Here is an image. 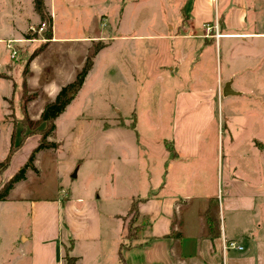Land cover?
<instances>
[{
  "label": "crops",
  "instance_id": "0c3cea01",
  "mask_svg": "<svg viewBox=\"0 0 264 264\" xmlns=\"http://www.w3.org/2000/svg\"><path fill=\"white\" fill-rule=\"evenodd\" d=\"M146 2L156 10L143 20L155 28L160 23L161 32L134 35L140 16L135 11ZM44 5L52 15V38L36 58L65 38L55 28L60 9L89 8L86 35L79 37L82 60L60 87L75 78L98 42L105 45L85 83L97 57L117 38H167L173 137L166 143L163 182L142 189L108 187L104 196L86 185L66 188V193L60 186L47 197L28 191L39 150L27 179L0 200V264H66V248L74 264H264V0H44ZM215 21L224 34L218 40L204 30L205 23ZM10 71L5 61L0 68V162L13 130L15 140L25 130V113L14 111L12 122L11 90L18 85ZM225 89L231 92L226 95ZM39 140L37 133L24 139L0 173V186L25 164ZM47 140L57 149L61 145L52 134ZM80 163L81 156L74 157L72 178L79 176ZM136 167L123 170L128 179H139ZM134 203L138 231L128 239ZM230 241L242 249H225Z\"/></svg>",
  "mask_w": 264,
  "mask_h": 264
},
{
  "label": "rangeland",
  "instance_id": "374dc122",
  "mask_svg": "<svg viewBox=\"0 0 264 264\" xmlns=\"http://www.w3.org/2000/svg\"><path fill=\"white\" fill-rule=\"evenodd\" d=\"M154 7L152 2H146L141 10L135 11L140 16L132 30L134 35L161 32L160 23L155 28L143 20L147 17L144 15L155 12ZM88 9L68 6L58 11L56 32L65 38L30 62L33 77L27 90L32 99L24 101L22 71L30 54L47 41L46 24L43 30L39 29L43 22L34 9V0H0V68L5 61L10 62L12 80L18 85L16 91L11 90L12 122L14 111L20 115L27 112L37 119L45 104L54 99L61 82L70 76V70L81 62L84 45L79 37L87 32ZM45 14L52 20L46 5ZM151 16L159 17L155 13ZM29 74L28 70L26 78ZM172 94L173 90L167 91V38H117L113 46L97 57L96 67L83 89L58 117L52 137L61 145L38 152L42 156L35 174L26 182L27 190L34 194V190L41 191L47 197L55 195L60 186L62 193H66V188L80 190L86 185L91 192L104 196L108 187L120 191L163 182V171L167 169L166 143L173 137ZM113 122L119 126L115 127L117 124ZM33 128L25 126L27 132ZM76 156H81L82 163L79 176L72 178ZM130 165L137 166L139 179H128L123 172ZM24 178L27 179V173Z\"/></svg>",
  "mask_w": 264,
  "mask_h": 264
},
{
  "label": "trees",
  "instance_id": "16d2710c",
  "mask_svg": "<svg viewBox=\"0 0 264 264\" xmlns=\"http://www.w3.org/2000/svg\"><path fill=\"white\" fill-rule=\"evenodd\" d=\"M34 9L39 14L41 20L43 23L46 24V30H45V36L47 38V41L44 43H41L28 57L26 64L24 65L23 71H22V98L24 101H28L32 99V96L28 94L27 90V84H26V73L28 71V65L30 61L36 57L44 48L47 46V42L52 38V20L51 17H47L45 14V5L44 0H34ZM104 42H98L95 44L92 51L89 53V55L86 58L84 66L81 68V70L76 73L75 78L70 81L69 83L63 85L58 93L55 95L54 99L50 102L46 103L43 107L39 118L37 120H32L28 117L27 113H25L23 119L21 120L23 122V126L26 125L34 126V128L31 131H26L23 128L19 131V138L15 140V130H13L10 140V147L7 152L6 157L0 162V173H2L8 166L11 160V157L15 150L23 143L24 139L32 134H39L40 140L37 146H35L29 156L25 164H23L15 173L13 176H11L7 181H5L0 186V200H4L7 198L9 190L14 186V184L23 179L25 177L26 170L28 168H34L33 162L36 153L44 148H55L57 144L52 141H48L47 138L52 134V132L55 130V121L58 118V116L63 113V111L66 109V107L70 104V102L75 98L76 94L79 93L81 88L83 87L86 77L91 71V69L94 66V59L98 52L104 47ZM11 106V104H10ZM43 124L42 127H39V124ZM14 127H15V120H14ZM130 213L132 214V218L130 220L129 226H128V239L132 238L133 235L138 231V226H134L133 222L137 217V208L136 203L133 204V207L131 208ZM130 246L129 244L122 245V248ZM69 248H66V252L64 255V260L66 264H74L75 258L69 255Z\"/></svg>",
  "mask_w": 264,
  "mask_h": 264
},
{
  "label": "built area",
  "instance_id": "2783aa9c",
  "mask_svg": "<svg viewBox=\"0 0 264 264\" xmlns=\"http://www.w3.org/2000/svg\"><path fill=\"white\" fill-rule=\"evenodd\" d=\"M45 26V23H41L39 29L43 30ZM32 28V27H31ZM33 29V28H32ZM34 30V29H33ZM204 30H205V35L206 36H210V37H214L216 40H218L219 38H221L224 34L221 32L220 30V23L219 21H215L214 23H205L204 24ZM10 43V40L8 41ZM11 45L8 44L7 45V48H10ZM15 54L14 51H12V54L11 56H13ZM225 249H230V248H239V249H242L241 246H239L236 242H233V241H230V242H227L225 243V246H224Z\"/></svg>",
  "mask_w": 264,
  "mask_h": 264
},
{
  "label": "water",
  "instance_id": "95a60500",
  "mask_svg": "<svg viewBox=\"0 0 264 264\" xmlns=\"http://www.w3.org/2000/svg\"><path fill=\"white\" fill-rule=\"evenodd\" d=\"M229 85V84H228ZM226 86V88H228L229 86ZM229 92H231V91H228L227 89H225V91H224V93L227 95V94H229ZM73 176H75V174L73 175Z\"/></svg>",
  "mask_w": 264,
  "mask_h": 264
}]
</instances>
